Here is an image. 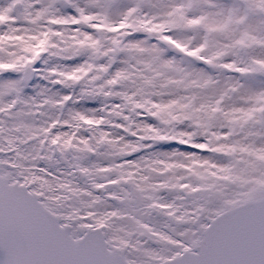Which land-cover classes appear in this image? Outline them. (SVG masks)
<instances>
[{"label": "snow or ice", "instance_id": "6c2138e0", "mask_svg": "<svg viewBox=\"0 0 264 264\" xmlns=\"http://www.w3.org/2000/svg\"><path fill=\"white\" fill-rule=\"evenodd\" d=\"M0 264H264V0H0Z\"/></svg>", "mask_w": 264, "mask_h": 264}]
</instances>
